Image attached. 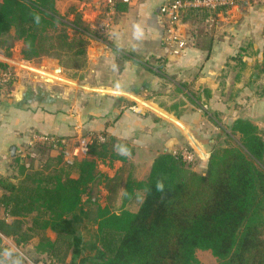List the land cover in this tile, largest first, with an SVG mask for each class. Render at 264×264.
Wrapping results in <instances>:
<instances>
[{
    "label": "trees",
    "instance_id": "1",
    "mask_svg": "<svg viewBox=\"0 0 264 264\" xmlns=\"http://www.w3.org/2000/svg\"><path fill=\"white\" fill-rule=\"evenodd\" d=\"M68 14L71 20L59 14L55 0H0L1 54L10 56L12 40H21L24 60L52 57L65 69H83L96 32L76 5ZM208 16L215 13L187 8L181 21ZM101 135H92L70 163L57 140L49 144L62 150L40 166L17 160L16 174H0V240L33 241L50 264H200L197 249L210 250L218 264H264V132L249 119L238 117L223 129L225 145H212L203 171L181 150H166L140 180L134 168L112 177L97 169L98 161L125 163L132 153L127 143ZM102 180L113 183L106 198L119 196L120 205L97 204L89 216L83 205L94 201L90 195ZM134 201L137 208L129 209ZM88 221L95 225L90 237L82 231Z\"/></svg>",
    "mask_w": 264,
    "mask_h": 264
},
{
    "label": "crops",
    "instance_id": "2",
    "mask_svg": "<svg viewBox=\"0 0 264 264\" xmlns=\"http://www.w3.org/2000/svg\"><path fill=\"white\" fill-rule=\"evenodd\" d=\"M63 1L75 3L96 32L86 66L68 77L57 65L0 54L7 68L0 72L9 73L0 81V174L41 135L66 146L114 136L132 148L128 160L140 180L161 151L188 148L194 160H206L222 123L247 118L264 132V0H236L173 32L159 9L167 0L119 2L103 33L104 0ZM171 36L183 38L184 48L174 52ZM106 162L97 169L112 177L122 161Z\"/></svg>",
    "mask_w": 264,
    "mask_h": 264
},
{
    "label": "rangeland",
    "instance_id": "3",
    "mask_svg": "<svg viewBox=\"0 0 264 264\" xmlns=\"http://www.w3.org/2000/svg\"><path fill=\"white\" fill-rule=\"evenodd\" d=\"M75 3L68 2L66 5L63 0H55V7L59 14L64 16L65 20H71L72 15L68 14L71 7L74 6ZM68 32H71L70 29H68ZM21 48H22V42L21 40H12L11 42V47H10V54L11 56L15 58H22L21 54ZM4 53V50H0V54ZM29 62H32L34 64H47L49 65H60L62 67L63 73L66 74L68 77H74L77 75V73L80 70H73V69H65L57 59L52 58V57H40V58H35L31 60H26ZM217 122H222L221 119L219 118L218 115H215ZM216 120L212 119V123L217 125ZM231 123H222V126H219V128L214 129L213 132L211 133L210 137L213 138V142L209 144L208 146V155L210 153V150L212 148V145L214 144L219 145V146H224V135H223V129L227 130L229 128ZM50 142H41L38 141L37 143H34L32 146L28 148V150L25 152V156L23 158V162L32 163L33 166H40L47 155H55L59 151L62 150L61 147L57 146H52L49 144ZM85 145L86 144H80L78 142L76 143H71L69 146L64 145L62 152L64 153V157L70 156L69 158L72 159L73 157L76 156H82L83 151L85 150ZM68 153V154H67ZM208 158V157H207ZM206 160H201L200 158H196V160L191 161V165L193 168H196L197 171H203L206 166ZM100 162V163H99ZM107 165L106 161H98L97 165L98 168L99 166L102 167L101 164ZM14 166L11 168L9 174H16L18 172V164H13ZM103 168V167H102ZM106 168V167H105ZM134 167L132 166V163L127 161L125 163H122L118 167V171L121 170L122 175H125L128 171H132ZM16 172V173H15ZM109 177V176H108ZM104 181V182H103ZM113 183L112 182H107L105 180L100 181L99 185L97 186V190H94L90 196H92L93 200H89L88 202L83 205L85 209L88 210L89 216H93L95 212L96 205H105L106 203L111 204L114 209L118 208L120 205V198L117 196L115 199H107V188L112 187ZM83 200L87 199V194L83 195ZM138 202L134 201L131 204H129L128 208L129 209H136L137 208ZM82 231L83 233L87 236L90 237L91 234L94 231L95 225L91 222L88 221L85 224H83ZM47 234L49 237L52 239L55 237V233L51 230H47ZM0 254L2 255L3 258V263L5 264H24L23 262V257H29L30 259L34 260L35 258H39L40 260L36 261H41L42 264H50L46 260H43V254L40 253L39 251L36 250L34 246V242H28L27 244L17 246L12 238L8 237H3L1 236L0 240ZM196 257L198 258L200 264H218V261L215 256L212 255L210 250L207 249H197L196 252ZM59 264V263H58Z\"/></svg>",
    "mask_w": 264,
    "mask_h": 264
},
{
    "label": "built area",
    "instance_id": "4",
    "mask_svg": "<svg viewBox=\"0 0 264 264\" xmlns=\"http://www.w3.org/2000/svg\"><path fill=\"white\" fill-rule=\"evenodd\" d=\"M106 7V17L104 18L102 24L100 25L99 31L103 33L107 30L110 25L111 16L116 10V4L118 2H128L129 0H104ZM236 0H167L160 6L161 12L167 19V31L173 32L174 27L181 22V13L183 10L187 8H206L210 12H214L215 14L222 12L223 8L225 11L234 4ZM223 11V12H225ZM176 37H169L168 39L173 41ZM185 40L183 38H176L175 40V48L174 52H177L184 48ZM9 79L8 72H0V81H6ZM37 140L41 142H55L59 139H54L53 137L41 135L37 137ZM68 154V153H67ZM183 159L190 162L195 158L194 152L190 150H182L181 151ZM70 156H65V160L70 163ZM4 237V236H3ZM24 264H42L41 261L32 260L29 257H23ZM5 264V263H4ZM70 264H94L91 262H73Z\"/></svg>",
    "mask_w": 264,
    "mask_h": 264
},
{
    "label": "water",
    "instance_id": "5",
    "mask_svg": "<svg viewBox=\"0 0 264 264\" xmlns=\"http://www.w3.org/2000/svg\"><path fill=\"white\" fill-rule=\"evenodd\" d=\"M61 69H62V67L60 65H57L55 70H56V72H60ZM14 151H15V146H12L11 150H10V154L14 155Z\"/></svg>",
    "mask_w": 264,
    "mask_h": 264
}]
</instances>
